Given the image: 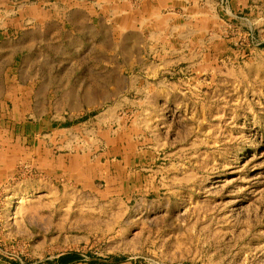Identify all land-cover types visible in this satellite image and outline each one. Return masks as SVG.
Segmentation results:
<instances>
[{
	"label": "rangeland",
	"instance_id": "374dc122",
	"mask_svg": "<svg viewBox=\"0 0 264 264\" xmlns=\"http://www.w3.org/2000/svg\"><path fill=\"white\" fill-rule=\"evenodd\" d=\"M27 1L95 23L3 64L0 264H264V0L133 39L107 23L128 0Z\"/></svg>",
	"mask_w": 264,
	"mask_h": 264
},
{
	"label": "crops",
	"instance_id": "0c3cea01",
	"mask_svg": "<svg viewBox=\"0 0 264 264\" xmlns=\"http://www.w3.org/2000/svg\"><path fill=\"white\" fill-rule=\"evenodd\" d=\"M16 1L0 0V15H9L6 30L0 32V72L3 70V64H5L4 70L7 72L6 80L8 82L11 80L8 73L13 70L12 67L14 66L8 67L7 63L10 64L12 60L15 62L16 59L14 60V58L17 56L18 46H22V49H24L26 46L36 45L39 38H34L33 36L41 35L39 33L43 32L45 28L47 29V25L61 23L63 26L64 23H68L73 25L76 30H79L71 18L69 21L64 19L63 15L67 11L68 18L72 14H81L83 22L89 20L90 25L95 23V12L91 7L84 8V10L81 8V13L77 8L69 9V7L67 11L64 8L57 7V9L56 7H52L50 10L44 12L42 8L34 7L31 3L29 6L24 5L20 7L15 12ZM140 2L141 5L136 7L135 5ZM121 4L122 6L109 10L112 18H107V23L111 29L126 32V37L125 35L122 37L126 39L135 38L133 34L136 31L139 33L140 31H144L145 25L151 20L150 18L162 14L161 9L163 8L171 7L172 13L175 15L183 14L186 17L191 15V18L196 16V20L202 23L203 18L201 17L208 16L210 10H218L220 6L218 0H140L139 2L136 0L135 3L128 0L126 2L122 1ZM54 14H57V16ZM11 15L13 16L12 18ZM59 15L60 17H58ZM104 23L106 24V20H104ZM32 53L30 51V54ZM1 105L2 103H0Z\"/></svg>",
	"mask_w": 264,
	"mask_h": 264
}]
</instances>
